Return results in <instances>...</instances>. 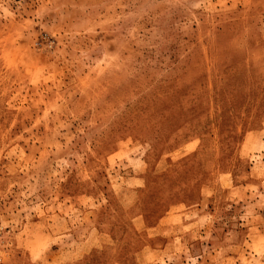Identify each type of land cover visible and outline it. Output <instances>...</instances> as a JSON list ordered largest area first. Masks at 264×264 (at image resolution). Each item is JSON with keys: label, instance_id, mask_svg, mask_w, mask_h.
Instances as JSON below:
<instances>
[{"label": "rangeland", "instance_id": "1", "mask_svg": "<svg viewBox=\"0 0 264 264\" xmlns=\"http://www.w3.org/2000/svg\"><path fill=\"white\" fill-rule=\"evenodd\" d=\"M0 255L264 264V0H0Z\"/></svg>", "mask_w": 264, "mask_h": 264}, {"label": "crops", "instance_id": "2", "mask_svg": "<svg viewBox=\"0 0 264 264\" xmlns=\"http://www.w3.org/2000/svg\"><path fill=\"white\" fill-rule=\"evenodd\" d=\"M188 147H189V144H187L186 146H184V149H187ZM218 188H221V186L218 185ZM215 190H217V188H216V187H213V188H212V194H211V195H213V192H214ZM226 195H229V192H228V191H227ZM245 197H246V193H244V192L241 191L240 199H243V200H244ZM203 200L206 201L207 199L204 197ZM235 200H236V199H233L232 201H235ZM210 203H211V202H210ZM171 218H172V217H170V216H165V217L162 218L161 223H162V224L165 223V225H166V224L169 225V223H170V219H171ZM184 223H185V222H184ZM165 225H164V226H165ZM179 238H181V237H179ZM165 242H168V240H166V241L163 242V243H164L163 248L166 247V246H165ZM163 243H162V244H163Z\"/></svg>", "mask_w": 264, "mask_h": 264}, {"label": "built area", "instance_id": "3", "mask_svg": "<svg viewBox=\"0 0 264 264\" xmlns=\"http://www.w3.org/2000/svg\"><path fill=\"white\" fill-rule=\"evenodd\" d=\"M0 264H5L3 257L0 255Z\"/></svg>", "mask_w": 264, "mask_h": 264}]
</instances>
